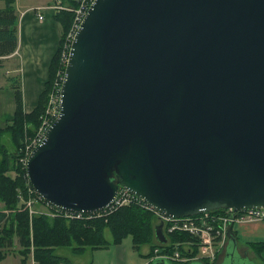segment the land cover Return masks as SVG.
<instances>
[{
	"label": "water",
	"instance_id": "water-1",
	"mask_svg": "<svg viewBox=\"0 0 264 264\" xmlns=\"http://www.w3.org/2000/svg\"><path fill=\"white\" fill-rule=\"evenodd\" d=\"M84 14L59 114L26 159L42 199L92 212L121 186L176 217L264 206V0H93Z\"/></svg>",
	"mask_w": 264,
	"mask_h": 264
},
{
	"label": "trees",
	"instance_id": "trees-1",
	"mask_svg": "<svg viewBox=\"0 0 264 264\" xmlns=\"http://www.w3.org/2000/svg\"><path fill=\"white\" fill-rule=\"evenodd\" d=\"M64 5L75 7L76 0H59ZM0 8V57L11 54L17 46V15L14 0H4ZM74 12L61 9L54 12L53 18L59 24L60 34L57 48L48 63L47 77L38 93L35 106L29 112L24 110L21 86L13 77H9L13 91L15 109L12 117L0 127V261L5 258L8 248L13 247L16 239L20 248L17 253L22 255V262L29 256L33 264H70V259L54 250L58 247H68L75 253H81L86 248H98L108 245L104 231L110 232L111 243L119 244L129 237L132 248L139 250L144 244H149L153 254L152 244L153 220L155 216L139 205L129 204L117 207L112 212L101 217L91 219L65 220L61 217H49L44 213H28L24 208V200L30 195L31 184L25 174V166L18 160L20 147L25 140L33 136L40 125L41 115L60 62V53L63 50L66 34L73 23ZM8 136L9 145L2 141ZM13 174H10L12 173ZM33 195V194H32ZM168 245L156 247L160 251L178 249L181 255H197L198 247L194 238L186 232H168ZM249 247L263 259L264 240L249 242ZM193 245V246H192ZM209 264L205 259H199ZM187 261H169V264H187Z\"/></svg>",
	"mask_w": 264,
	"mask_h": 264
},
{
	"label": "built area",
	"instance_id": "built-area-1",
	"mask_svg": "<svg viewBox=\"0 0 264 264\" xmlns=\"http://www.w3.org/2000/svg\"><path fill=\"white\" fill-rule=\"evenodd\" d=\"M77 6L72 7L64 5L59 1L50 3L43 6H37L28 8L26 10L36 11V16L39 19L43 18V11L55 12L61 9L71 10L74 13L73 23L70 26V30L66 34V42L64 44L63 50L60 53V62L58 69L55 72L53 79L51 80L50 89L47 92V100L45 103L44 111L41 115L40 125L33 133L29 139L25 140V143L20 147V152L18 155V161L26 165L28 156L36 145L40 144L45 133L54 119L58 116L60 111L61 102V86L64 79L65 66L68 61L69 49L71 45V39L74 36L76 29L79 26L84 13L87 11L90 3L93 0H76ZM29 196L23 202L24 208L28 209V213L33 214L37 212L35 209V202H41L42 211L50 217H61L65 220H80V219H91L95 217H101L106 215L119 206L135 204L139 205L145 210L150 211L154 214L157 221H161L167 231H182L188 233L195 240L192 244L198 247V253L195 256L191 255H181L178 249H173L172 251H160L155 248L153 251V256L147 259L148 263L150 260L155 258H164L169 261H192L195 259H205L209 263L216 260L217 254L224 246L226 241L228 230L233 224H239L243 222H253V221H264V206L259 207H246L234 210L233 208H224L217 210H204L201 213L189 216H172L160 212L158 209L147 204L142 198H140L136 193L128 191L127 188L119 187L116 196L113 200L103 209L92 212L76 211L72 209H63L50 202L42 199V197L32 188L28 189ZM33 194V195H32ZM193 246V245H192Z\"/></svg>",
	"mask_w": 264,
	"mask_h": 264
},
{
	"label": "crops",
	"instance_id": "crops-1",
	"mask_svg": "<svg viewBox=\"0 0 264 264\" xmlns=\"http://www.w3.org/2000/svg\"><path fill=\"white\" fill-rule=\"evenodd\" d=\"M59 0H39V1H31L28 2V4L24 5L21 8V12L24 13L22 15V19H25L23 21V28H22V38L20 37V27L18 25L17 30V46L16 49L9 55H6L7 62H10V64H13V61L15 60L17 62V65L20 64V66L12 65L11 68H7L6 70V78L8 79L11 75V73H16L18 69L23 70V77L27 76L22 79V85L23 81H30L28 78L34 77V83L36 84V89L33 90V92L25 94L26 93V87L24 86V92L22 91L21 95L23 98V104H24V110L26 112H29L33 106H35L38 93L41 91L43 86V80L47 77V71H48V63L52 57V53L55 52L57 45H58V39L60 34V28L59 24L54 20L53 18V12H50L46 10L43 12V18L39 19L37 16H35L36 13L29 12V10H26L27 8H34L37 6H43L48 3H54ZM20 0H14L15 8L18 9V4H20ZM17 9L16 12H17ZM17 54V55H16ZM15 55L17 57H15ZM18 60V61H17ZM15 66V67H14ZM31 74V76H29ZM13 91L12 89L7 93L6 98L2 95L0 92V127L5 126L6 121H8L14 112V98H13ZM30 99L31 103L25 101L24 99ZM2 207V203L0 202V209ZM153 235H152V244L156 245V247H163L165 245H168L170 243L169 241V234L166 230L165 225L162 223L157 228V234L155 226L160 224V221L153 220ZM16 240V239H15ZM259 240H264V221H253V222H243L239 224H233L232 227L228 230V235L226 238L224 246L221 248L219 253L217 254L216 260L213 263L209 264H218L221 262H225L226 260H229L230 258H233L236 254L237 257L240 258L242 263L245 264H254L251 259H253L252 256H257V254L249 247V243L256 242ZM242 242V243H241ZM15 243V241H14ZM18 243V242H17ZM117 247L121 246V243L118 245L115 244ZM142 246V245H141ZM140 246V247H141ZM144 256L147 258L149 255H147L150 251V245L144 244ZM139 247V250H140ZM233 247V248H232ZM248 249L252 250V254L250 255L248 252ZM70 250V249H69ZM233 250V254L232 253ZM71 251V250H70ZM15 254L17 251H14ZM84 252V251H83ZM81 252V253H83ZM73 254H79L72 252ZM18 255V254H17ZM62 255V254H60ZM65 256V255H63ZM19 257H21L19 255ZM67 257V256H66ZM244 258V259H241ZM260 258L259 256H257ZM69 258V257H67ZM235 258V257H234ZM6 257L1 260V264H4ZM30 264H33V259L31 256H29ZM70 259V258H69ZM148 259V258H147ZM261 259V258H260ZM250 261V263H248ZM72 260L70 259V264ZM16 263V261H15ZM25 263V262H24Z\"/></svg>",
	"mask_w": 264,
	"mask_h": 264
},
{
	"label": "rangeland",
	"instance_id": "rangeland-1",
	"mask_svg": "<svg viewBox=\"0 0 264 264\" xmlns=\"http://www.w3.org/2000/svg\"><path fill=\"white\" fill-rule=\"evenodd\" d=\"M20 1L21 2L20 4H18V9L17 8L15 9H17V12H16L17 24L20 27L19 28L20 37L22 38L21 35H22L23 21L25 19H22L23 18L22 15L24 13L21 12V8L24 5L28 4V2L39 1V0H20ZM3 3H4V0H0V8L4 6ZM13 5L15 7V4ZM29 9H30V6H29ZM30 11L33 12L32 10ZM34 13H36V11H34ZM18 25H17V28H18ZM16 55L15 57H17ZM6 57H7L6 55L0 57V92L5 98H6L5 95H7V93L11 90V87H10L11 82L9 81V79L6 78V70L7 68H11L12 65H15V63H16V66L18 67L20 66V64L17 65V62L15 60L13 61V64L12 63L10 64V62L6 61L8 60ZM26 76L23 77V70L20 68L18 69L16 73L14 72V73H11L10 75V77H13L14 79L17 80V82L20 83L21 91L24 92V86L26 87L27 90L25 94H28V93L33 92V90L36 89V84L34 83L33 81L34 77L32 76L31 79L28 78L30 81H23V85H22L21 80L24 79ZM29 76H31V74H29ZM24 100L31 103V100L28 98ZM2 141L6 143L7 145H9L8 136H4L2 138ZM10 174H13V172ZM35 209L37 210V212L35 213H40L39 211L43 210L41 202L39 201L35 202ZM103 236H105V238L108 241V245L105 246V248L104 247L86 248L84 249L85 251L83 253H79V254H73L72 253L73 251H70L69 250L70 248L68 247H58L54 251L57 252L58 254H62V255L69 257L72 260L71 262L72 264H146L147 258L143 255L144 249H145L143 245L140 247V250H135L131 247L132 244L130 243L129 237H126L122 240L121 246L117 247L115 244L111 243L110 232L107 229H105ZM13 240L15 241V243L13 244V247L6 249L7 252H5L6 259L4 261V264H30L29 258L24 263L21 261L22 255L17 252L15 254L14 251H18L20 246L17 243V240L15 239ZM248 252L250 255L252 254L251 249H248ZM19 255L21 257H19ZM252 257L253 259L251 260L253 261L254 264H264L263 259H260L255 255ZM241 259H244V258L241 257ZM248 263H250V261H248ZM0 264H1V261H0Z\"/></svg>",
	"mask_w": 264,
	"mask_h": 264
},
{
	"label": "flooded vegetation",
	"instance_id": "flooded-vegetation-1",
	"mask_svg": "<svg viewBox=\"0 0 264 264\" xmlns=\"http://www.w3.org/2000/svg\"><path fill=\"white\" fill-rule=\"evenodd\" d=\"M242 264H245V263H242Z\"/></svg>",
	"mask_w": 264,
	"mask_h": 264
}]
</instances>
